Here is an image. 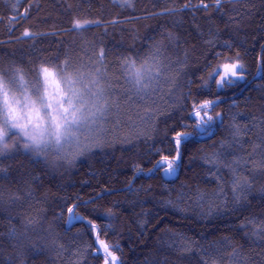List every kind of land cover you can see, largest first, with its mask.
Returning a JSON list of instances; mask_svg holds the SVG:
<instances>
[{
	"label": "trees",
	"instance_id": "trees-1",
	"mask_svg": "<svg viewBox=\"0 0 264 264\" xmlns=\"http://www.w3.org/2000/svg\"><path fill=\"white\" fill-rule=\"evenodd\" d=\"M69 2L73 15L80 9L81 16L102 22L86 33L91 42L87 46L75 31H62L71 26L72 18L64 0H0V71L18 65L35 83L37 65L64 68L67 53L68 71L82 64L94 67L93 52L98 54L104 47L106 87L118 107L93 125L99 130L100 146L86 150L72 164L48 154L34 155L20 144L18 151L0 157V165L7 170L0 173L5 177L0 182L5 193L0 207V264H77L78 260L103 264L89 219L98 225L100 238L109 243L120 264H187V256L181 257L178 249L189 242L192 264H197L201 247L213 245L223 253L222 264H264V239L246 235L241 227L247 217L264 219V193L254 190L247 201L234 205L231 188L225 184L222 195L227 199L214 197L221 183L215 177L221 175L224 181L231 177L228 169L217 173L203 160L219 147V141H231L234 119L241 126L264 120V71L257 72L264 56V0H224L219 10L213 0L207 12L193 7L175 15L164 9L181 8L186 0H133L132 8H121L111 0ZM198 3L193 0V5ZM30 5V15L24 18ZM110 20L119 23H107ZM25 29L37 35L18 40ZM53 32L59 34L39 35ZM169 32L176 37L172 42L165 39ZM158 42H162L158 55L163 71L176 79L173 83L162 78L142 99L132 89L122 61L131 58L139 63ZM225 42L232 45L230 50ZM236 52L245 65V79L218 89L213 78L205 86L209 72ZM207 99L217 101L209 114L219 112L223 121H214L211 136L196 135L195 118L189 113L193 104ZM152 113L155 119H141ZM180 131L193 135L182 146L177 177L166 180L162 171L145 174L161 153L174 148L172 137ZM245 148L250 150L248 145ZM221 150L227 155L228 150ZM137 168L144 172L138 173ZM262 184L264 179L258 180L256 189ZM11 194L22 198L12 202ZM200 194L203 200H198ZM176 203L184 211H178ZM72 204L79 206L84 221L68 220L66 207ZM109 209L113 214H108ZM112 245L118 249H111ZM233 248L238 252L235 261L230 255Z\"/></svg>",
	"mask_w": 264,
	"mask_h": 264
},
{
	"label": "snow or ice",
	"instance_id": "snow-or-ice-1",
	"mask_svg": "<svg viewBox=\"0 0 264 264\" xmlns=\"http://www.w3.org/2000/svg\"><path fill=\"white\" fill-rule=\"evenodd\" d=\"M21 0H17L20 3ZM27 2V0H23ZM113 4H119L121 8H132L133 0H111ZM233 3L239 2V0H232ZM66 10L71 18L70 27L67 29H62L63 32H73L79 36L85 46L91 42L87 40L86 33L91 30V26H100L101 20L92 18L90 16H81L80 9L75 10V15H73V4L69 0H64ZM224 0H214L215 9L219 10L223 7ZM213 0H199L198 4L193 5V0H186L181 8H165L164 12L168 14L175 15L178 12H182L184 9H189L195 7L196 9H202L205 12L209 10L212 6ZM24 10V15H30V8ZM13 10H16L17 5H12ZM163 13H155V15H162ZM15 19V17H13ZM107 23L117 24L119 21L110 20ZM11 31V29H10ZM210 35L212 33L211 28L209 29ZM59 33H39V35H58ZM37 33L25 29L21 37H17L18 40L22 38H32L35 37ZM169 42L176 39L175 35L171 32L165 37ZM63 44V41L60 42ZM208 44H212L213 41L209 39ZM160 44L158 42L155 46V50L151 51L150 54L144 60L137 63L136 60L131 58H125L122 63L126 66L125 75H127L129 81L131 82L132 89L135 90L136 94L141 95V98L150 96L151 91H154L155 85L159 84L160 80L163 78L165 80H172L175 82L176 77L174 75L165 74L161 61L159 59ZM225 47L231 49L232 45L225 42ZM87 51V47H85ZM93 55L96 57L94 60V67H89L88 65H83L76 70V75L72 78L73 87L71 91L75 95L76 100L79 102L76 107V113H78L79 118H74L69 122V126L65 131L63 141H58L53 151L57 153V160H64L68 164L78 157L84 155L85 151H90L94 146H100V141L98 139L99 130L94 128L93 125L98 124V122L107 117L109 110L112 107H118L117 100L109 99L108 88L106 87V76L107 72L105 69V60L107 58L106 49L100 47L98 54L94 51ZM220 56V54H217ZM92 60V57H89ZM260 66L257 68V72L264 71V56L259 59ZM64 68H60V71L68 72L70 67V59L65 54V59L63 61ZM59 67V65H57ZM87 69V70H85ZM47 72V69H44ZM245 65L241 62V55L236 52L235 55H229L223 57L222 61L218 63L211 72H209L207 79L205 80V86L209 81L215 78L214 82L217 88H224L226 85H233L236 81L245 79ZM171 91V89H169ZM217 104L216 100L207 99L202 103L193 104V111L189 115L194 116L195 129L198 130L196 135H208L211 136V125L215 120L219 119L223 121V117L219 112L215 113V116L209 114V109H213L214 105ZM146 111L150 109L146 108ZM163 114V113H161ZM155 113L150 114L147 118L141 117V119L152 120L155 119ZM232 129L231 141L221 140L219 141V147L214 148L210 154H205L203 160L206 164L215 168L217 173L220 172L222 168L228 169L230 174V180L224 181V177L217 175L215 178L221 183L218 188L214 190V197L219 199H227L224 193V185L228 184L231 188V201L234 205L241 204L247 201L248 196L254 191L258 190L264 193V184H262L258 189L255 185L258 180L264 179V120H260L259 123H253L250 126H241L235 123L230 125ZM258 129V131H257ZM138 135H145L143 132H138ZM193 133L188 131L176 132L172 137L174 142V148L168 152V154H160V158L155 161L151 168L147 169L145 174L162 171L164 177L174 178L176 176L178 168L181 166L180 162L182 160V146L184 143L192 137ZM248 136L247 140L243 137ZM150 138V137H149ZM19 144V143H18ZM17 144V145H18ZM239 145V149L236 148ZM248 145L250 150L245 148ZM25 151H28L29 146L23 145L22 147ZM221 149L228 150L227 155L225 151ZM17 146L14 151H18ZM34 155H44L45 152L39 150H32ZM159 151V150H157ZM11 152H5L0 150V157L9 155ZM231 156V159L228 156ZM7 170L0 165V173H5ZM136 171L144 172V169L137 168ZM5 179L3 175H0V182ZM4 190L2 183H0V207H2L4 202ZM31 195V193H29ZM181 193V197H183ZM19 194H11L9 199L12 202L21 200ZM203 194L198 196V200H203ZM215 201H213L214 203ZM169 204H173V201H168ZM78 205L72 204L66 207L67 217L69 221L77 220L84 221V217L78 212ZM178 211H184L180 207L179 203L175 204ZM219 207V206H218ZM212 204L208 205V212L211 213ZM108 214L111 215L112 210H108ZM37 221H30L29 223H36ZM89 225V231L95 233L96 241L99 243L100 248L104 251L103 264H120L118 257L114 254L113 250H110L109 243L101 239V231L98 229V225L94 223L91 219L87 220ZM250 226V229H249ZM245 228L246 235L254 237L256 239H264V219H256L255 217H247L245 222L241 225ZM11 235L15 236V230L12 231ZM227 241V238H225ZM93 245H88L87 247H92ZM111 249H118L117 245H112ZM99 251V249H97ZM181 257L187 256V264H192L191 253L193 248L191 242L184 244L180 249H178ZM83 253L78 252L77 255H82ZM233 261L238 255L235 248L232 249L230 253ZM111 258V259H109ZM223 253L215 245L208 248L201 247L197 255V264H222ZM77 264H80L79 260ZM183 264V262H182Z\"/></svg>",
	"mask_w": 264,
	"mask_h": 264
},
{
	"label": "clouds",
	"instance_id": "clouds-1",
	"mask_svg": "<svg viewBox=\"0 0 264 264\" xmlns=\"http://www.w3.org/2000/svg\"><path fill=\"white\" fill-rule=\"evenodd\" d=\"M35 71V83L18 65L0 71V150L14 151L19 143L57 160L53 148L63 141L69 122L79 118L78 113L74 117L79 102L71 91L76 71L50 64H39Z\"/></svg>",
	"mask_w": 264,
	"mask_h": 264
},
{
	"label": "rangeland",
	"instance_id": "rangeland-1",
	"mask_svg": "<svg viewBox=\"0 0 264 264\" xmlns=\"http://www.w3.org/2000/svg\"><path fill=\"white\" fill-rule=\"evenodd\" d=\"M177 175H178V170H177V173H176V176L174 177V178H168V177H164L166 180H173V179H175L176 177H177ZM164 176V175H163ZM72 221H74V220H72ZM98 248H99V251H97L98 253H100V254H102L103 255V257H104V251H103V249L102 248H100V245H99V243H98ZM109 259H111V258H109Z\"/></svg>",
	"mask_w": 264,
	"mask_h": 264
},
{
	"label": "water",
	"instance_id": "water-1",
	"mask_svg": "<svg viewBox=\"0 0 264 264\" xmlns=\"http://www.w3.org/2000/svg\"><path fill=\"white\" fill-rule=\"evenodd\" d=\"M23 17L25 18L26 16L25 15H23ZM15 21H18L19 20V18H16V19H14Z\"/></svg>",
	"mask_w": 264,
	"mask_h": 264
}]
</instances>
